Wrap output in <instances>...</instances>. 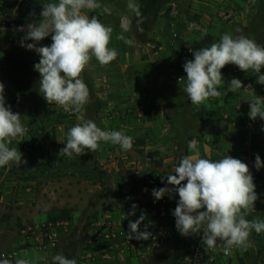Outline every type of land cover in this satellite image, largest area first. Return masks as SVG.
<instances>
[{"label":"rangeland","instance_id":"obj_1","mask_svg":"<svg viewBox=\"0 0 264 264\" xmlns=\"http://www.w3.org/2000/svg\"><path fill=\"white\" fill-rule=\"evenodd\" d=\"M139 1L136 0L138 4ZM221 1L213 0V3L218 4L215 8L222 20L240 16L243 9L249 10L255 5L264 17V0ZM47 2L50 0H0V68L6 77L3 82L6 105L25 116L22 121L28 129L23 137L9 145L18 148L26 163L0 168V259L8 258L12 264L16 259H28L30 264H52L53 256L63 254L82 264L81 257L89 249L96 250L102 245L106 252H111L109 246L114 242L105 241L102 232L107 229L125 232L129 221L138 219L143 211L148 218L169 222L174 237L166 247L145 257H136V264H183L186 258H199L200 254L204 264H262L263 253L255 231L249 237L252 247L247 251L233 248L231 254L225 255L221 247L205 250L202 232L185 237L175 227L172 212L177 206L178 194H173L171 199L165 195L157 201L152 190L173 187L165 177L174 173L183 156L193 154L187 145L196 139L201 158L216 161L231 155L249 165L258 199L247 219L264 220V167L255 168L257 154L264 161V121L242 117L236 119L237 123L227 124L223 117L209 119L203 113H195L193 104L186 95L179 94L174 83L164 85L165 79L154 84L155 93L165 95L160 97L161 102L142 105V110L135 111L128 100L112 102L119 100L115 95L118 90H125L120 86L126 83L123 75L118 76L122 83L110 81L111 88L105 94L98 91L100 87L95 89L90 74L82 78L89 89V102L82 109L85 119L94 121L102 130L121 131L133 137V147L123 151L119 145L101 141L95 152L86 150L82 156L71 157L60 155L66 146L68 130L79 121L76 114L67 113L56 104L48 106L39 92L40 74L34 70L40 57L23 49L15 31L18 26L15 18L23 13L22 9L26 18L31 17L26 24L32 23L39 20L42 5ZM98 2L100 8L87 12L90 18L93 15L101 18L114 31L115 25L127 16L140 43L153 38L161 16L168 21L162 25L164 32L165 28H175V23H171L175 18H192L200 6L196 0H168L157 15L147 20L142 18L140 31L136 27L137 18L127 9L128 0ZM217 32L223 34L225 28ZM112 36L114 47L116 39ZM51 43L49 36L37 46ZM101 69L113 74L117 67L115 64L97 67ZM162 72L166 74V70ZM133 204L138 208L135 215L128 216ZM35 217L39 221L48 220L30 227ZM112 252L105 259L110 261L118 253L120 261H124L121 252ZM126 264L130 263L126 261Z\"/></svg>","mask_w":264,"mask_h":264},{"label":"clouds","instance_id":"obj_2","mask_svg":"<svg viewBox=\"0 0 264 264\" xmlns=\"http://www.w3.org/2000/svg\"><path fill=\"white\" fill-rule=\"evenodd\" d=\"M100 7L98 0H50L42 5L38 21L17 29L25 33L21 46L34 50L40 57L34 64V70L40 74V94L48 104L55 103L65 112L76 114L79 121L68 130L66 146L60 150V155L71 157L73 154L82 156L86 150L95 152L101 141L119 145L123 151L133 147V137L121 131L102 130L94 121L85 119L82 113L89 102V89L81 74L93 58L104 66L118 55L115 48L109 47L113 28L103 24L95 15L90 18L87 14ZM127 9L137 18L136 27L142 31L140 5L136 0H128ZM105 11L110 14L109 9ZM121 28L122 32L116 39L133 45L134 41L123 34L131 29L127 16L122 17ZM189 28L200 32L198 40L207 35V28L194 24ZM49 36L52 40L50 46H37ZM29 40L33 43H26ZM193 56L194 59L186 60L183 65L186 77L179 80L186 79L183 90L193 105H203L210 98L221 99L244 87L240 79L232 78L224 92L219 90L225 85L221 70L229 64L246 73L251 70L256 82L264 85V73L261 72L264 68V46L254 39L226 32L218 42L194 50ZM4 92V84L0 82V168L26 163L18 148L9 145L28 132L22 121L25 116L13 112L11 106L6 105ZM248 103L250 119L264 120V97L253 93ZM187 147L193 154L183 156L174 173L165 177L167 184L173 187L153 189V197L158 201L165 195L171 199L173 194H178L179 200L172 212L175 227L185 237L202 232L201 242L205 250L221 247L225 255L231 254L233 248L247 251L252 247L251 233L264 232V220L247 219L255 210L254 204L258 199L249 165L231 155L216 161L201 158L196 139L189 141ZM261 167H264V161L257 154L255 168L259 170ZM137 208L138 205L133 204L128 216L135 215ZM146 215L142 211L138 219L129 221V240H148L152 236L147 225L143 231L140 230ZM218 241L221 242L219 245ZM0 264H12V261L4 258L0 259ZM15 264H30V261L16 259ZM52 264H77V260L57 254L52 257Z\"/></svg>","mask_w":264,"mask_h":264},{"label":"crops","instance_id":"obj_3","mask_svg":"<svg viewBox=\"0 0 264 264\" xmlns=\"http://www.w3.org/2000/svg\"><path fill=\"white\" fill-rule=\"evenodd\" d=\"M196 1H200V6H198L199 9L197 8V12H195L196 14H194L192 18L180 17L175 18V21L173 22L170 21L173 24L175 23L174 29H172V27L171 29L165 28L163 32L162 25L168 21H165L163 16H161V18H159V26L156 29V33L150 41L147 39V41L143 40L141 41L142 43H140L131 29L129 32L123 34L134 41L133 45L129 46L123 41L117 40L116 36L122 32V21L118 22V25H115V29L112 33L115 36L116 45L112 47L111 43L109 44L110 48H115L118 52L117 58L109 63L110 65L115 64L117 70L113 74L107 69L97 70V67H104L106 65L101 66L95 58H93L81 74V78L91 74L94 83L93 86L96 87L95 89L100 87V89L97 90L107 94L109 92L106 90L111 88V82L115 81L116 83H122V79L118 76L123 75L126 83L121 84L120 86L125 90H118L115 95L119 100L114 99L112 102L116 103L118 101L119 103H122L128 100V102H130L129 104L134 107L135 111L142 110V105H156L155 103L158 105L159 102H161L160 97L165 96H160L157 92L155 93L154 84L155 82L158 83L157 80L165 79L166 82L164 85L174 83V87H177L180 91L179 94L187 96L183 90L186 79L181 81L176 80L177 82L175 81L176 76L177 78L186 77L183 65L186 60L194 59L193 53L188 55L185 54V44L190 45L193 51L198 50L201 47H209L212 43L218 42L222 35L218 32L216 33V30L224 27L225 33L230 32L233 36L244 35L248 38L254 39L259 45L264 46V17L258 12L259 9L257 5L251 7L249 10H247V8L243 9L240 16L224 18V20H222L221 16L217 15L219 10L215 8V5L217 6L218 4L213 3V0ZM217 1L222 2L221 0ZM246 6L248 7L247 4ZM22 10L23 13L15 18L18 23L15 31L18 33L20 41L25 33L20 32L17 29L20 26H26V23L31 21V17L26 18V15L24 14L25 10ZM228 11L229 9L226 12ZM221 14L226 15V13ZM98 19L101 21V18ZM190 24H194L199 28H207V35H205L203 39L198 40L200 32L195 30L196 28L190 30ZM26 43H33V41L29 40ZM23 49H25L26 52L32 51V53L37 54L34 50H28L26 47ZM161 70H166V74L163 75ZM221 71L225 82V85L219 89L221 92L226 90L227 84L232 78L240 79L244 87L238 89L235 93L229 92L227 95L222 96L221 99L210 98L203 105H193L195 113H203L209 119L223 117L224 119H227V124L230 122L237 123V118H249L248 113L250 111V105L248 101L251 99L253 93L264 97V85L256 82V76L251 70L246 73L241 71L237 66L229 64ZM261 72L264 73V68L261 69ZM113 75H115L114 78ZM5 78V72L3 68H0V82L3 83ZM154 109L156 110V107H154ZM257 120L264 121L260 118H257ZM54 213L56 212H53L52 214ZM37 218L38 217H35L36 220L34 221L33 226L30 225V227H34L39 223L48 220L43 219L42 221H39ZM52 221L58 220L56 219ZM96 248L101 252L104 250V246L102 245ZM112 253L113 252L109 251L105 253L103 252L101 255L102 257L95 264H126V261L130 264H136L138 261L137 258L126 257L121 254V257L123 256L121 259L124 260L121 262L118 253H114V259L110 261L105 259Z\"/></svg>","mask_w":264,"mask_h":264},{"label":"built area","instance_id":"obj_4","mask_svg":"<svg viewBox=\"0 0 264 264\" xmlns=\"http://www.w3.org/2000/svg\"><path fill=\"white\" fill-rule=\"evenodd\" d=\"M171 6L173 4H170ZM185 54H192L193 50L190 45L185 44L184 45ZM177 80H180V78H177ZM55 103L48 104V106H52ZM148 226V231L152 233V236L148 240H137L135 238L129 240L128 238V232L129 228L125 229V232L123 231H115L114 229L111 230H105L102 232V236L104 237L105 241L110 242L113 240V244L109 246V249L114 250L115 252H121L126 257H145L148 254L159 250L160 248L166 247L168 243L173 239L174 237V231L172 225L167 222L166 220H163L162 218L157 219H151L146 216V219L143 221V223L140 226V230H144V226ZM105 253V247L104 250L101 252L99 250H92L89 249L85 252V254L81 257V263L87 264L89 262H95L99 260L102 256V253ZM110 252V251H109ZM105 257V256H104ZM202 254H200L199 258H186L185 261H183V264H204L202 261Z\"/></svg>","mask_w":264,"mask_h":264},{"label":"trees","instance_id":"obj_5","mask_svg":"<svg viewBox=\"0 0 264 264\" xmlns=\"http://www.w3.org/2000/svg\"><path fill=\"white\" fill-rule=\"evenodd\" d=\"M168 2V0H140V11L142 13V18L147 20L149 17L153 15H157V13L162 9V7ZM168 117V116H167ZM255 239L260 246V250L263 253V257L261 259V263L264 264V234L255 233Z\"/></svg>","mask_w":264,"mask_h":264}]
</instances>
